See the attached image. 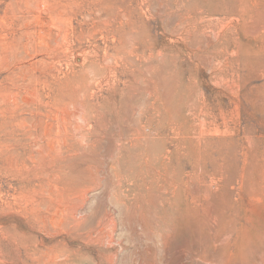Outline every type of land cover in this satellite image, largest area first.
Instances as JSON below:
<instances>
[{
	"label": "rangeland",
	"instance_id": "1",
	"mask_svg": "<svg viewBox=\"0 0 264 264\" xmlns=\"http://www.w3.org/2000/svg\"><path fill=\"white\" fill-rule=\"evenodd\" d=\"M242 1L0 0V264H264Z\"/></svg>",
	"mask_w": 264,
	"mask_h": 264
},
{
	"label": "bare ground",
	"instance_id": "2",
	"mask_svg": "<svg viewBox=\"0 0 264 264\" xmlns=\"http://www.w3.org/2000/svg\"><path fill=\"white\" fill-rule=\"evenodd\" d=\"M243 1H244V0H243ZM243 1H242V2H243ZM244 3L247 5L246 2H244ZM245 4H243V5L245 6ZM261 4H262V3H261ZM61 5H62V4H61ZM76 5H77V3H76ZM113 7H114V6H113ZM115 7H116V6H115ZM246 7H247V6H246ZM246 7H245V9H246ZM63 9H64V8H63ZM63 9H62V10H63ZM96 9H97V8H96ZM105 9H106V8H105ZM117 9H118V8H117ZM249 9H250V8H249ZM112 10H114V9H112ZM245 11H248V8H247ZM62 12H63V11H62ZM99 13H100V12H99ZM245 13H246V12H245ZM71 14H72V13H71ZM103 14H104V13H103ZM112 14H113V12H112ZM98 16H99V15H98ZM245 16H246V15H245ZM100 17H101V16H100ZM242 17H244L243 14H242ZM83 18L85 19V17H83ZM107 18H108V17H107ZM226 18H227V17H226ZM89 19H91V17H90ZM102 19H103V17H102ZM102 19H101V20H102ZM101 20H100V21H101ZM90 23H91V22H90ZM87 24H88V23H87ZM84 27H85V26H84ZM98 27H99V26H98ZM79 28H80V27H79ZM85 29H86V28H85ZM116 29H117V28H116ZM118 29H119V28H118ZM118 29H117V30H118ZM83 30H84V29H83ZM91 30H92V29H91ZM99 30H100V28H99ZM99 30H97V31H99ZM112 30H113V29H112ZM100 31H101V30H100ZM5 32H6V31H5ZM85 32H86V31H85ZM89 32H90V31H89ZM92 32H93V31H92ZM94 32H96V30H95ZM94 32H93V33H94ZM113 32H114V31H113ZM118 32H119V31H118ZM86 33H88V32H86ZM107 33H108V32H107ZM115 33H116V30H115ZM119 33H120V32H119ZM263 33H264V32H263ZM91 34H92V33H91ZM105 34H106V33H105ZM88 35H89V34H88ZM114 35H115V34H114ZM83 36H84V35H83ZM90 36H91V35H90ZM262 36H263V35H262ZM263 37H264V36H263ZM263 37H261L262 42H263ZM91 38H92V37H91ZM5 42H6V41H5ZM114 47H115V46H114ZM6 53H7V52H6ZM79 55H80V54H79ZM81 55H82V54H81ZM83 55H84V54H83ZM77 56H78V55H77ZM110 57H112V56H110ZM90 60H91V59H90ZM92 61H93V60H92ZM96 61H97V60H96ZM91 63H92V62H91ZM93 64H94V63H93ZM98 72H100V71H98ZM36 83H37V82H36ZM39 113H40V112H39ZM39 115H40V114H39ZM42 115H43V114H42ZM4 116H5V115H4ZM40 119H41V118H40ZM87 121H88V120H87ZM4 139H5V138H4ZM6 157H7V156H6ZM52 220H53V219H52ZM56 221H57V220H56ZM75 222H76V221H75ZM77 223H79V222H77ZM77 223H76V224H77ZM76 224H75V225H76ZM79 225H80V224H79ZM77 227H78V225H77ZM52 259H53V258H52ZM52 263H53V262H52Z\"/></svg>",
	"mask_w": 264,
	"mask_h": 264
}]
</instances>
